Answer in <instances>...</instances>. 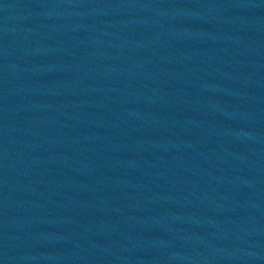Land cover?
<instances>
[{
	"label": "water",
	"instance_id": "1",
	"mask_svg": "<svg viewBox=\"0 0 264 264\" xmlns=\"http://www.w3.org/2000/svg\"><path fill=\"white\" fill-rule=\"evenodd\" d=\"M0 264H264V0H0Z\"/></svg>",
	"mask_w": 264,
	"mask_h": 264
}]
</instances>
